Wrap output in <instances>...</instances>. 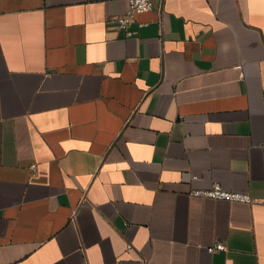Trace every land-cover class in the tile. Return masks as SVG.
I'll return each mask as SVG.
<instances>
[{"label": "crops", "instance_id": "1", "mask_svg": "<svg viewBox=\"0 0 264 264\" xmlns=\"http://www.w3.org/2000/svg\"><path fill=\"white\" fill-rule=\"evenodd\" d=\"M155 2L0 0V264H264V203L189 193L264 198V0Z\"/></svg>", "mask_w": 264, "mask_h": 264}, {"label": "built area", "instance_id": "2", "mask_svg": "<svg viewBox=\"0 0 264 264\" xmlns=\"http://www.w3.org/2000/svg\"><path fill=\"white\" fill-rule=\"evenodd\" d=\"M156 8L157 5L155 0H129L128 10L124 14L116 16V19L121 28L128 29L134 23H139L137 17L140 14ZM139 25L141 26L142 23H139ZM128 34H131V32L128 31ZM239 68H241L240 65ZM33 167L35 166L33 165ZM195 177L196 176L194 175L192 176L193 179ZM189 193L192 196L212 198L218 200L238 201V202H247V203H256V202L264 203V198H258L246 192L226 190L218 183L206 189L193 188L190 190ZM128 247L130 249L133 248L131 244H129ZM227 249H228L227 244L222 240H217L213 245L208 247L209 252L225 251ZM142 261L143 264H153L151 261L147 259H143Z\"/></svg>", "mask_w": 264, "mask_h": 264}]
</instances>
